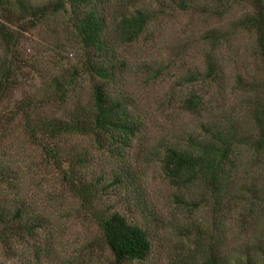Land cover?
<instances>
[{
  "label": "trees",
  "instance_id": "trees-1",
  "mask_svg": "<svg viewBox=\"0 0 264 264\" xmlns=\"http://www.w3.org/2000/svg\"><path fill=\"white\" fill-rule=\"evenodd\" d=\"M148 1L158 10L147 4L129 12L121 0H0V108L12 105L0 116V145L20 119L25 135L52 162L95 227L111 257L108 264H149L161 221L140 178L125 164L144 125L132 98L118 89L125 67L121 50L149 28L158 31L165 10L182 13L190 34L174 38L167 64L184 71L178 84L205 85L182 101L184 112L204 121L198 134L159 152L160 167L173 187L204 193L199 204L209 214L210 248L202 264L231 263L221 238L233 211L240 229H249L255 239L235 264H264V0ZM49 29L50 40H40L41 55L23 58L27 37L36 31L46 36ZM70 40L78 48L77 67L59 68L42 59L49 51L60 56ZM191 52L201 59L193 69L187 67ZM34 75L47 79L44 86L33 82ZM29 82L31 93L14 101ZM231 101L234 112L227 108ZM53 105L61 117L45 111ZM72 136L90 138L98 159L114 166L90 170L97 160L67 155L63 139ZM49 231L44 212L22 197L18 174L0 159V264H46L53 250L41 235Z\"/></svg>",
  "mask_w": 264,
  "mask_h": 264
},
{
  "label": "rangeland",
  "instance_id": "rangeland-1",
  "mask_svg": "<svg viewBox=\"0 0 264 264\" xmlns=\"http://www.w3.org/2000/svg\"><path fill=\"white\" fill-rule=\"evenodd\" d=\"M121 1L123 8L129 12L145 8L147 4L154 12L158 10L157 3L148 0ZM160 18L158 31L149 28L137 43L121 50L125 67L118 89L126 91L132 98L134 112L144 125L143 135L126 152L125 164L140 178L150 208L161 221L154 238L149 264H202L210 248L206 237L209 231L206 228L209 214L205 206L199 204L204 193L170 185L161 170L158 154L167 145L184 143L188 134H198V126L204 119L184 112L182 101L190 92L205 90V85L178 84L184 71L175 68L177 65L172 67L167 64L171 60L170 49L174 38L180 36L185 39L190 34L188 17L173 10H165ZM51 30L45 32L46 36L44 32L36 31L27 37L29 45L21 52L22 57L32 59L41 55V37L49 41ZM59 38L63 43L64 39L61 36ZM77 49V45L70 40L65 43L60 56L49 51L42 59L48 65L75 68L79 65L80 58ZM200 64L198 55L192 54V58L187 60L189 69L199 67ZM48 69L49 72L54 71L51 67ZM46 81L44 76L33 77V82L39 87L44 86ZM84 86L88 97V83L85 82ZM32 89L33 85L27 83L15 93L13 100H21ZM233 103L229 102L227 107L232 112L236 109ZM11 109V104L0 108V116L9 113ZM45 111L50 116H62L61 110L54 105ZM10 129L11 135L0 145V159L18 174L22 197L32 202L38 211L44 212L48 219L49 234H42L41 238L44 237L51 244L53 254L50 260H44L46 264H108L111 257L102 246L99 234L85 217L79 202L63 187L61 175L52 162L25 135L20 119ZM63 149L67 155L84 154L90 160H97V164L101 163V166L91 163L90 170L94 166L98 169L105 166V170L114 166L103 164L102 157L101 160L98 159L100 154L94 149L90 138L66 137L63 139ZM246 159L243 154L241 160ZM253 172H257L256 166ZM238 220L239 215L235 211L227 215V230H223L225 238H221L222 250L230 259V264H235L236 256L250 248L255 241L249 229H240Z\"/></svg>",
  "mask_w": 264,
  "mask_h": 264
}]
</instances>
